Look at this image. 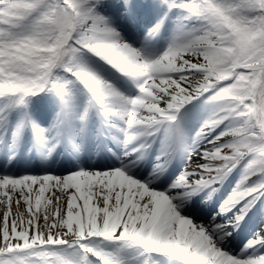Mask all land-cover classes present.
<instances>
[{"label":"snow or ice","instance_id":"1","mask_svg":"<svg viewBox=\"0 0 264 264\" xmlns=\"http://www.w3.org/2000/svg\"><path fill=\"white\" fill-rule=\"evenodd\" d=\"M131 7L0 0V264H264V0Z\"/></svg>","mask_w":264,"mask_h":264},{"label":"bare ground","instance_id":"2","mask_svg":"<svg viewBox=\"0 0 264 264\" xmlns=\"http://www.w3.org/2000/svg\"><path fill=\"white\" fill-rule=\"evenodd\" d=\"M128 2L130 6H133L131 8L136 13L140 14V17L143 19L141 23H146L150 19L152 12L151 6L153 4V0H128ZM39 100L40 101L37 100L34 101V107L37 109L38 112L43 111L49 105L44 98H41ZM35 162H37V160ZM56 169H60V168H56Z\"/></svg>","mask_w":264,"mask_h":264},{"label":"rangeland","instance_id":"3","mask_svg":"<svg viewBox=\"0 0 264 264\" xmlns=\"http://www.w3.org/2000/svg\"><path fill=\"white\" fill-rule=\"evenodd\" d=\"M109 1H111V0H109ZM41 98H44L45 100H48V99H51L50 97H48V96H44L43 94L40 96V97H38L37 99H35V100H37V101H40L39 99H41ZM34 100V101H35ZM34 103V102H33ZM48 103V102H47ZM48 104H50V103H48Z\"/></svg>","mask_w":264,"mask_h":264}]
</instances>
